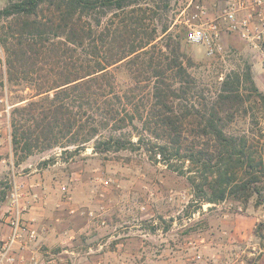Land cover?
Wrapping results in <instances>:
<instances>
[{
    "label": "trees",
    "instance_id": "1",
    "mask_svg": "<svg viewBox=\"0 0 264 264\" xmlns=\"http://www.w3.org/2000/svg\"><path fill=\"white\" fill-rule=\"evenodd\" d=\"M150 1L12 0L0 10L7 77L33 90L12 112L14 155L59 147L69 159L91 142L98 153L145 148L187 176L196 202L233 198L246 206L260 193L262 151L247 133H228L235 115H222L240 100L242 76L236 88L227 75L214 101H192L181 41L168 25L159 29ZM120 63L134 80L125 89L111 70ZM243 78L264 104L251 66Z\"/></svg>",
    "mask_w": 264,
    "mask_h": 264
},
{
    "label": "rangeland",
    "instance_id": "2",
    "mask_svg": "<svg viewBox=\"0 0 264 264\" xmlns=\"http://www.w3.org/2000/svg\"><path fill=\"white\" fill-rule=\"evenodd\" d=\"M10 1L12 0H0V10ZM190 1H150L151 5H154L159 29L168 25L174 40L181 41L180 52L183 64L194 79L190 84L193 88L188 96L197 103L212 102L216 99L224 78L229 75V86L237 88L236 76L240 74L242 76L238 91L240 100L229 101L226 104L227 110L222 114L235 115L232 120L226 121V131L234 134L247 133L252 143L261 148L264 104L258 94L252 90L251 85L243 78L246 67L251 66L253 79L261 92L257 71L253 67L254 61L249 55V49L241 39L231 34L223 35V50L215 57L207 55L205 45L189 43L185 38L184 21L190 15ZM5 22L4 18L0 19V29ZM4 60L5 52L0 44V79L4 76ZM111 70L115 74L118 89H125L134 81L125 63L116 64ZM7 80L9 99L15 106L24 103L25 101H20L32 95L33 90L30 84L12 82L8 77ZM131 132L133 138L137 139L139 131L131 128ZM149 136L146 134L145 139L147 140ZM0 149V227L8 226L5 211L14 181H24L22 178L38 173V169H49L51 171L49 173L50 180L53 183L55 181L58 185L64 183L69 186L71 193H76L82 199L81 203L86 202L84 199L89 194L110 197L112 200L107 198L96 209L92 201L91 205H82L79 208L94 211L115 210V213L119 214L116 216L115 222L119 225H134L136 229H139L140 226H147V228L153 229L156 218H160L159 223H163L165 226L175 220L177 224L175 232L181 238L179 250L182 264H252L254 261L257 250H253L252 241H243L238 244L231 242L230 238L220 232L214 233L213 243H203L204 248H208V252H204V254L200 252L202 257L196 258L197 260L193 259L195 253H192L189 248L191 245L186 231L190 228H202L206 222L208 223L203 216L204 206L207 203L194 200L193 188L187 176L168 167L145 148L98 153L93 151V142H91L84 150L69 159L61 156V149L56 147L37 152L19 161L14 155L12 143L10 144L9 141H5ZM52 157L57 158L55 163L41 167L42 161ZM106 180L109 183H105ZM258 189H260V193H254L247 205L251 202L255 206H261V210L264 211V178L263 182L258 184ZM35 191L46 194L43 189H35ZM45 202L46 197L42 204L45 205ZM239 205H242L244 209L245 205L241 201H232L229 208L242 212L238 210ZM210 209L211 207L208 206L206 211ZM212 209H216V207ZM1 213H3V218ZM147 214L150 216H146ZM164 215H168L169 218L163 220L162 216ZM262 225L261 221L258 222L256 228L258 236L261 235ZM133 232L136 235L139 234L136 231ZM199 249L201 246L197 245L196 253L200 251ZM20 250L18 254H20ZM52 254L54 253L46 255Z\"/></svg>",
    "mask_w": 264,
    "mask_h": 264
},
{
    "label": "crops",
    "instance_id": "3",
    "mask_svg": "<svg viewBox=\"0 0 264 264\" xmlns=\"http://www.w3.org/2000/svg\"><path fill=\"white\" fill-rule=\"evenodd\" d=\"M257 79L259 82L262 80L258 72ZM261 137L264 162V127L261 129ZM38 170V173L22 179L35 185L34 190H45L46 202L45 205L37 203L26 212L25 217L34 220L38 226L44 225L46 229L41 232L38 241L20 250L25 258L15 264H182L179 250L181 238L175 232V220L165 226L159 223L160 218H156L153 229L147 226L136 229L134 225H119L115 222L116 216H119L115 210H96L97 217H92L90 209L79 207L89 206L92 201L96 209L102 201L112 199L105 195L89 194L84 199L86 202L81 203L82 199L73 192L72 199L67 201L62 190L64 183H53L49 178V169ZM77 199L81 201L78 202ZM232 201L239 202L229 198L219 203H207L203 216L208 223L202 228H190L186 231L191 245L189 248L195 253L193 259L197 260V253L201 255L208 252L203 243H213L214 233L220 232L230 238L231 242L238 244L252 241L253 250H257L252 264H264V211L261 206H255L251 202L244 206L242 212L231 210L229 206ZM208 206L211 209L206 211ZM74 207L75 212H71ZM213 207L216 209H212ZM1 217L3 218V213ZM162 218L164 220L169 216L164 215ZM260 221L263 229L258 236L256 228ZM133 231L139 234L136 235ZM8 233L7 225L0 227V240ZM197 245L201 249L196 253ZM48 253L54 254L47 256Z\"/></svg>",
    "mask_w": 264,
    "mask_h": 264
},
{
    "label": "built area",
    "instance_id": "4",
    "mask_svg": "<svg viewBox=\"0 0 264 264\" xmlns=\"http://www.w3.org/2000/svg\"><path fill=\"white\" fill-rule=\"evenodd\" d=\"M189 6L190 15L184 21L186 40L191 44L205 45L207 55L215 57L223 50L224 34L237 36L249 49L253 67L262 79L259 88L264 94V0H191ZM3 69L4 76L0 79V146L5 141L12 143L11 118L15 106L9 99L5 60ZM34 187L24 181L13 183L5 211L9 233L1 239L0 264H15L23 260L25 255L18 254L19 250L30 247L46 229L25 217L28 210L45 199V193L36 192ZM62 190L66 200L70 201L72 193L69 186L63 185ZM75 210L72 208L71 212ZM238 210L243 211V206L239 205ZM89 214L97 217L94 210L90 209ZM201 257L197 255L198 259Z\"/></svg>",
    "mask_w": 264,
    "mask_h": 264
}]
</instances>
